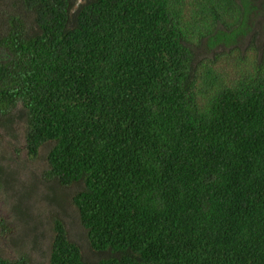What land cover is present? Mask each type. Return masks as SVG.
I'll use <instances>...</instances> for the list:
<instances>
[{"label":"trees","instance_id":"trees-1","mask_svg":"<svg viewBox=\"0 0 264 264\" xmlns=\"http://www.w3.org/2000/svg\"><path fill=\"white\" fill-rule=\"evenodd\" d=\"M260 9L0 0V123L21 124L28 159L50 146L45 178L80 186L97 255L54 219L48 264H264V40L199 56Z\"/></svg>","mask_w":264,"mask_h":264},{"label":"rangeland","instance_id":"rangeland-1","mask_svg":"<svg viewBox=\"0 0 264 264\" xmlns=\"http://www.w3.org/2000/svg\"><path fill=\"white\" fill-rule=\"evenodd\" d=\"M260 12L248 21L243 36L233 39L231 33L221 41L205 40L199 56L212 57L235 45L244 49L255 32L257 42H262L264 9ZM224 65L227 72L235 74L234 62L227 65L223 61ZM23 136L21 124L0 123V259L12 261L23 257L28 264H48L53 220L57 219L62 223L67 239L80 248L82 257L87 261L94 260L97 255L89 248L86 233L71 202L80 186L61 187L45 178V156L50 146L40 147L38 155L28 159Z\"/></svg>","mask_w":264,"mask_h":264}]
</instances>
